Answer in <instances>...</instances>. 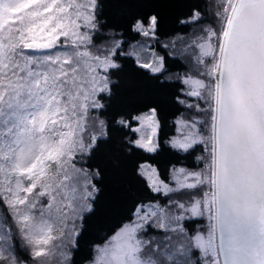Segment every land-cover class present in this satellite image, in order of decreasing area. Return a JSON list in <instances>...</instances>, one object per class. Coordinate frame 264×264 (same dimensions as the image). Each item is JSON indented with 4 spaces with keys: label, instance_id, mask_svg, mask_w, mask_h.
<instances>
[{
    "label": "snow or ice",
    "instance_id": "1",
    "mask_svg": "<svg viewBox=\"0 0 264 264\" xmlns=\"http://www.w3.org/2000/svg\"><path fill=\"white\" fill-rule=\"evenodd\" d=\"M104 6L0 0V264H75L104 179L84 162L104 147L117 168L143 153L134 174L154 197L95 243L87 264H191L192 248L203 264H264V0L190 6L180 23L197 29L182 50L191 67L175 76L155 49L159 12L129 0V39L113 35L98 48ZM129 62L197 98L187 106L202 116L180 121L167 146L186 159L201 152L198 166L162 173L150 162L162 150L158 103L103 118L113 111L105 101L118 95L114 77ZM203 217L206 232L189 235L181 224ZM148 229L168 242L145 239Z\"/></svg>",
    "mask_w": 264,
    "mask_h": 264
},
{
    "label": "trees",
    "instance_id": "2",
    "mask_svg": "<svg viewBox=\"0 0 264 264\" xmlns=\"http://www.w3.org/2000/svg\"><path fill=\"white\" fill-rule=\"evenodd\" d=\"M129 0H105L100 23L104 25L94 36V43L97 47L111 41L113 35H123L125 40L129 39L126 35L127 13ZM133 2L143 5L146 11L159 12L162 17V35L160 44L155 45L156 52L165 59V68L169 76L176 74L183 75L190 69L188 62L181 55L185 47V42L180 50L173 48L171 42H177L181 38L191 39L197 31L191 25L180 23L186 15L188 8L192 5H200L202 8L213 10L211 0H133ZM141 40V38H139ZM186 41V40H185ZM137 43L136 40L132 41ZM168 44L165 48L162 45ZM176 44V43H175ZM122 61L124 57L121 58ZM114 80L119 84L118 95L114 101H105L113 104V111L116 110L133 111L143 109L150 103H158L162 109V123L160 138L162 150L154 157H149L151 163L157 165L162 173H167L171 165L177 168L181 166H198L197 159L201 152L195 156L185 158L184 154L176 153L167 146V141L180 134V121L200 118L202 113L189 108L187 104H196L195 97H185L183 93L184 85L175 79L157 81L148 73L136 69L130 62L126 63L124 69ZM186 99L187 103H179L175 98ZM203 106V102H201ZM112 150L110 147L101 148L100 151L84 163L91 165L92 169L100 168L104 170V179L101 185L102 193L99 199V213L87 227V232L78 238V244L73 249L72 259L75 264H87L88 258L95 243L103 240L117 228L121 222H128L131 210L138 202H148L153 199L154 194L149 193L138 181L134 174L135 165L144 159L143 153H138L130 157L123 158V162L117 168L111 161ZM167 198L160 196L157 201L164 204ZM185 231L193 235L205 228V221L202 218L186 219L181 222ZM147 237H157L165 239L163 231L158 229H148ZM189 257L193 264H203V256L199 251L192 248ZM25 257L21 255V259Z\"/></svg>",
    "mask_w": 264,
    "mask_h": 264
},
{
    "label": "rangeland",
    "instance_id": "3",
    "mask_svg": "<svg viewBox=\"0 0 264 264\" xmlns=\"http://www.w3.org/2000/svg\"><path fill=\"white\" fill-rule=\"evenodd\" d=\"M211 2H212V4L214 5V3H215V0H211ZM142 39L143 38H141V41H142ZM185 40L186 41H188V40H190L189 38L188 39H186V38H181L180 40H178L177 42H175L176 44V46L175 47H173V48H176V49H178V50H180V47H181V44L183 45L184 44V42H185ZM173 42V41H172ZM172 42H171V44H172ZM111 43V41H109L107 44H104V45H102V46H99L98 48H103V47H105L106 45H108V44H110ZM136 44V43H135ZM182 52V51H181ZM181 55H182V57H184V55L181 53ZM185 58V57H184ZM186 59V58H185ZM186 61L188 62V65L191 67V64L189 63V61L186 59ZM196 102H198L197 101V98H196ZM201 102L202 101H199V103L201 104ZM193 119H198L197 117L196 118H193ZM181 131H182V129H180V134H181ZM179 134V135H180ZM178 135V136H179ZM202 219H204V221H205V228L204 229H201L199 232H197V233H201V232H206V230H207V227H208V221H207V218L206 217H203ZM158 230H160V229H158ZM162 231V230H161ZM169 235H171V236H173V237H175V234L174 233H170ZM144 238L145 239H150V240H153V241H158V242H160V243H167L168 242V240H167V238H166V236L164 237L165 239L163 240V239H159V238H157V237H147V235H145L144 236ZM173 242H175V240H173ZM198 250V249H197ZM199 251V250H198ZM199 254H200V252H199ZM202 256V255H201ZM189 259H190V257H189ZM190 261H191V264H193V262H192V260L190 259Z\"/></svg>",
    "mask_w": 264,
    "mask_h": 264
}]
</instances>
